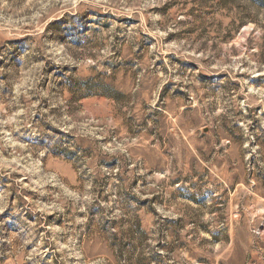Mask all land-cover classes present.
<instances>
[{
	"label": "rangeland",
	"instance_id": "rangeland-1",
	"mask_svg": "<svg viewBox=\"0 0 264 264\" xmlns=\"http://www.w3.org/2000/svg\"><path fill=\"white\" fill-rule=\"evenodd\" d=\"M0 264H264V0H0Z\"/></svg>",
	"mask_w": 264,
	"mask_h": 264
}]
</instances>
